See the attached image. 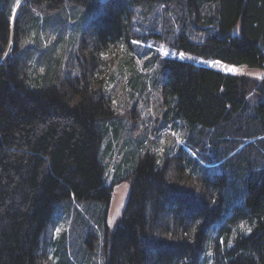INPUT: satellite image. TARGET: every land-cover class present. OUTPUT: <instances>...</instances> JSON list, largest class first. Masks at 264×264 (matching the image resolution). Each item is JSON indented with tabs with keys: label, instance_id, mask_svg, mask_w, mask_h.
Returning <instances> with one entry per match:
<instances>
[{
	"label": "trees",
	"instance_id": "16d2710c",
	"mask_svg": "<svg viewBox=\"0 0 264 264\" xmlns=\"http://www.w3.org/2000/svg\"><path fill=\"white\" fill-rule=\"evenodd\" d=\"M86 2L0 0V264H41L46 229L70 217L79 201L104 204L97 215L104 264H264V79L195 61L264 69V0H107L84 31L78 73L63 78L55 56L47 79L25 75L22 63L41 64L43 56L40 40L28 44L30 32L56 28L57 44L64 33L48 15ZM150 43L190 59L164 58ZM120 46L134 88L141 78L136 58L152 56L145 64L158 68L172 124L232 127L210 156L185 164L197 172L200 166L202 194L170 180L168 166L146 153L131 173L123 222L110 234L113 187L102 153L115 111L94 75L100 55ZM67 239L64 233L54 242L62 264L89 262L92 255L79 258Z\"/></svg>",
	"mask_w": 264,
	"mask_h": 264
},
{
	"label": "rangeland",
	"instance_id": "374dc122",
	"mask_svg": "<svg viewBox=\"0 0 264 264\" xmlns=\"http://www.w3.org/2000/svg\"><path fill=\"white\" fill-rule=\"evenodd\" d=\"M107 0H89L86 3H65L59 9L51 12L55 25L64 33L63 40L59 39V31L56 28L41 29L37 33L34 29L28 37V44L40 40V48L37 56L41 64L36 62L22 63L25 75L41 76L47 79L53 59L58 58L55 67L63 78L70 71L79 72L78 57L81 55V40L85 29L94 16L104 13ZM44 16L40 17L43 20ZM62 39V38H61ZM56 44V45H55ZM148 48L158 52L162 57L190 59L187 55L173 51L166 45L146 44ZM55 51V53H54ZM90 48L84 51L88 54ZM152 55V54H150ZM155 56V55H153ZM82 59V56H80ZM128 54L120 46L109 53H103L99 59L101 66L95 73L94 81L97 84L104 81L113 98L114 117L107 121L106 138L103 144V164L108 186L113 187V193L107 206L106 227L107 232L113 234L122 224L133 187L131 173L136 169L140 160L146 153H154L160 166H168V177L176 181L177 178L186 186L192 188L198 194H202L200 166L197 171L192 165L186 166L187 161H202V152L209 156L215 142L219 140L225 130L231 125L217 129H205L202 126H186L182 122L172 124L171 116L166 113L168 106L163 105L161 94V75L155 64L146 66V59L150 57H137L134 63L136 80L138 85L130 86L131 76L134 71L127 66ZM197 64H207L204 60H195ZM224 73L243 74L264 79V69L250 70L245 67H231L222 63L210 65ZM192 138V141L190 140ZM191 150H190V149ZM204 149V151H202ZM106 153V154H105ZM216 160L211 157L206 160L209 163ZM212 166V165H210ZM202 169H205L202 167ZM216 169L213 167L212 170ZM101 202H75L70 217L60 220L58 224L51 223L42 236L43 258L41 264H62L60 250L54 242L67 234L68 245L82 258L88 254L90 261L84 264H104L101 255L104 232L97 217ZM102 206V207H101ZM96 212V215H95ZM82 221V222H81ZM87 249V250H86ZM58 253V254H57ZM86 259V256H85Z\"/></svg>",
	"mask_w": 264,
	"mask_h": 264
},
{
	"label": "snow or ice",
	"instance_id": "6c2138e0",
	"mask_svg": "<svg viewBox=\"0 0 264 264\" xmlns=\"http://www.w3.org/2000/svg\"><path fill=\"white\" fill-rule=\"evenodd\" d=\"M17 4H19V0H17ZM133 43H135V41ZM241 228H243V225H241ZM245 231H247V232L250 233L251 232V229L248 228V229H245ZM209 255H211V253H209Z\"/></svg>",
	"mask_w": 264,
	"mask_h": 264
},
{
	"label": "built area",
	"instance_id": "2783aa9c",
	"mask_svg": "<svg viewBox=\"0 0 264 264\" xmlns=\"http://www.w3.org/2000/svg\"><path fill=\"white\" fill-rule=\"evenodd\" d=\"M212 65H214V64H212Z\"/></svg>",
	"mask_w": 264,
	"mask_h": 264
},
{
	"label": "bare ground",
	"instance_id": "6f19581e",
	"mask_svg": "<svg viewBox=\"0 0 264 264\" xmlns=\"http://www.w3.org/2000/svg\"><path fill=\"white\" fill-rule=\"evenodd\" d=\"M8 12V11H7Z\"/></svg>",
	"mask_w": 264,
	"mask_h": 264
}]
</instances>
